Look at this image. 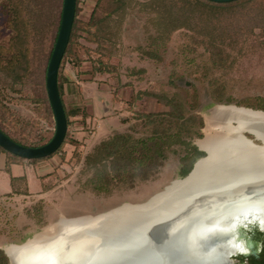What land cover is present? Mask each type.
Segmentation results:
<instances>
[{
    "label": "rangeland",
    "instance_id": "obj_1",
    "mask_svg": "<svg viewBox=\"0 0 264 264\" xmlns=\"http://www.w3.org/2000/svg\"><path fill=\"white\" fill-rule=\"evenodd\" d=\"M9 1L0 0L2 44L14 35L6 14ZM15 1L24 6L21 15L28 21V51L16 76L0 70V128L15 140L37 147L46 144L55 130L46 90V72L59 32L64 0ZM140 1L127 0L126 15L120 26V44L113 49L112 57L105 60L113 72L93 71L92 74L91 60L96 61L99 56L86 52L85 48L95 49L96 44L82 29L86 27L97 0H79L76 13L78 43L74 49L85 60L75 66L72 58H66L61 74L66 88V107L71 111L80 109L89 116L82 119L80 114L70 118L69 141L62 154L52 157L48 168L56 172L48 177H41L38 167L39 162L47 159H13L19 163V168H14L16 172L11 167L8 169L10 175L5 174L2 178L4 186L11 188L12 192L23 190L29 194L40 190L43 193L30 197H0V248L4 251L7 246L21 245L61 221L97 217L125 205L144 204L184 178L179 172L180 157L172 154L156 178L140 182L133 189L98 193L87 186L89 174L84 170L85 158L95 147L117 133L130 132L135 137H146L151 129L135 115L169 111L168 107L145 93H178L180 98L187 100L198 97L199 105L192 113L204 121L203 137L194 140L201 151L198 143L205 139L207 119L217 106L264 112L258 109L264 103V31L260 27L254 28L257 15L264 13V0H248L244 8L231 16L229 26L233 40L227 48L228 61L225 68L213 74L206 72L202 63L207 59L202 48L195 47L194 51L184 32H175L167 43L155 42L153 14L142 8ZM117 5L114 0H103L97 17H103ZM185 50L192 52L186 53ZM147 51H156L161 58L155 60ZM216 78L220 87L227 86L232 101L225 98L219 102L213 98L210 85ZM138 93L141 96L132 100ZM246 135L254 139L253 135ZM71 140L78 141L79 145H72ZM255 142L262 144L259 140ZM33 177L39 181H33Z\"/></svg>",
    "mask_w": 264,
    "mask_h": 264
},
{
    "label": "water",
    "instance_id": "obj_2",
    "mask_svg": "<svg viewBox=\"0 0 264 264\" xmlns=\"http://www.w3.org/2000/svg\"><path fill=\"white\" fill-rule=\"evenodd\" d=\"M76 5L77 0L63 1L58 37L46 72L55 121L52 138L44 145L30 147L0 129V147L25 160L53 155L67 136L58 74L70 42ZM221 107L236 110L219 116L216 126L223 133L210 143L215 152L210 155L202 149L206 156L186 177L174 182L162 199L125 205L97 217L67 220L77 223L74 227L61 221L59 225L67 228V233L54 237L51 245L56 242V250L48 251L51 245H43L35 255L23 250L21 264H237L238 255H250L254 244L246 232L253 226L264 231V112ZM201 160H206V166L196 174ZM41 242L33 247L39 248Z\"/></svg>",
    "mask_w": 264,
    "mask_h": 264
},
{
    "label": "trees",
    "instance_id": "obj_3",
    "mask_svg": "<svg viewBox=\"0 0 264 264\" xmlns=\"http://www.w3.org/2000/svg\"><path fill=\"white\" fill-rule=\"evenodd\" d=\"M141 1L139 4L142 8L149 9L151 14H153L152 25L155 30L153 40L155 42L167 43L175 32H184L186 37H188L189 43L193 45L194 51L196 50L195 47L202 48L204 57L207 58L202 61L206 67V72L213 74L214 71L226 67L229 57L228 44L233 40L230 31L231 27L229 26L231 16L241 8H244L248 0H237L230 3H215L208 0ZM102 2L103 0H97L96 7L85 24L86 27L82 29L83 32H87L89 35V40L96 44L95 49L85 48L86 52L98 54L99 56L97 60L94 59L96 61L89 59L93 65L92 74L93 71L98 73L113 72L108 61L105 60H109L112 57L113 49L120 44L122 32L120 26L126 15V6L128 4L127 0H114V3H118V5L107 11L103 17H97V13L102 7ZM78 3L79 0H77L76 13ZM8 4L6 14L10 22L8 19L7 21L11 27L12 35L13 33L14 35L6 44L0 42V70L15 75L23 66V56L28 51L26 40L29 35V26L28 21L21 15V9H24V6L18 5L15 0H10ZM256 20L254 28L260 27L259 29L264 31V13L258 14ZM20 24L21 26H19ZM76 24L75 17L70 42L58 74V86L66 112L68 128L72 116L75 117L81 114L82 119H86L89 116V114L83 113L80 109L68 110L64 101L66 88L62 79L61 67L65 59L72 58L71 61L75 66H80L85 60L74 49V46L78 43L76 40ZM57 37L58 34L55 36V41ZM53 49L54 47L50 52V58ZM185 52L191 53L192 51L185 50ZM147 54L155 60L161 58V54L159 55L156 51H147ZM217 79H212L210 85L213 98L219 102H223L222 100L225 98L228 101H232L233 98L226 91L227 86L222 85L220 87ZM145 94L156 98L158 102L168 107L169 111L135 115L139 121H145L147 128L151 129V133L148 136L135 137L130 132L117 133L104 140L86 156L84 170L89 174L87 186L93 192L112 193L122 189H133L140 182L153 180L159 175L165 162L172 154H178L180 157L179 172L182 177H186L192 171L196 161L206 155L204 151H201L194 144L195 139L203 137L201 129L204 126L203 118L192 113L199 105L198 97L193 96L191 100H187L180 98L178 93L173 95L168 93ZM138 96H141V93L133 96L132 100ZM258 107L257 105L256 108ZM258 109L264 110V103H261ZM1 130L6 133L3 129ZM7 135L9 136V134ZM9 137L17 143L25 145L11 136ZM67 141L69 140L66 136L64 143L57 151L58 153L56 152L43 159H49L55 154H62L61 152ZM70 143L76 146L79 145L76 140H71ZM0 151L8 155V166L11 165L14 158H20L1 147ZM39 160L42 159L32 161ZM262 263L264 264V261ZM0 264H9V257L1 248Z\"/></svg>",
    "mask_w": 264,
    "mask_h": 264
},
{
    "label": "bare ground",
    "instance_id": "obj_4",
    "mask_svg": "<svg viewBox=\"0 0 264 264\" xmlns=\"http://www.w3.org/2000/svg\"><path fill=\"white\" fill-rule=\"evenodd\" d=\"M236 109L233 108H223L221 106L216 107L213 110L212 116H210L207 119V127L205 130L206 133V137L204 140L200 141L198 143V145L200 146L201 149L206 150L209 152V154L211 155L213 152H215V150L211 149V141L212 138L215 137L217 134H220L219 131H222L220 129V127H217L216 122L219 120V116H221L222 113H233V111ZM217 132V133H216ZM213 151V152H212ZM206 166V160H201L197 163L196 166V170L195 173L197 174L200 170L202 171L203 168ZM176 185V184H175ZM174 185V187H175ZM171 187H173V184L168 187L166 190L167 192H165L166 194L168 193V191H170ZM165 193H161L159 195H156L152 201L154 200H159L162 199V197L165 195ZM65 224L67 225L66 227H74L75 222L72 221H67L65 222ZM67 228H61V225H51L49 227H47L43 232L36 234L32 239L28 240L26 244L21 245V246H17V245H9L5 248L7 254L10 256L11 260H12V264H21L22 260L20 258V253L23 250H27L26 254H37L38 250L43 247V245H51L53 244V240L56 239L57 237H60L61 234H63V232L66 234L67 232ZM53 236V237H52ZM56 237V238H54ZM45 240V241H44ZM39 241L41 242V246L38 248H34L33 245H36V243H39ZM55 241V240H54ZM52 247H47L48 251L52 250L55 251L56 250V242L55 245H51ZM54 248V249H53ZM47 253V252H46ZM67 256H65L66 258ZM66 261V259H64ZM72 262V261H69Z\"/></svg>",
    "mask_w": 264,
    "mask_h": 264
},
{
    "label": "crops",
    "instance_id": "obj_5",
    "mask_svg": "<svg viewBox=\"0 0 264 264\" xmlns=\"http://www.w3.org/2000/svg\"><path fill=\"white\" fill-rule=\"evenodd\" d=\"M105 111H108L107 108L104 109ZM8 160H9V157L6 153L0 151V197H6V196H21V197H30V196H39V194L43 193L41 192L40 190H36L35 192L34 191H31L32 193L29 192L28 193H25L23 190H19V191H15V192H12L11 188L9 187H5L4 184H3V175H10L8 172L9 168L11 167V169L14 171L15 169H18L19 168V163H16L14 160H12L11 162V166H8ZM53 158H49L47 160H43L41 162L38 163V167L40 168V172H39V175L41 177H48L50 175V173H54L55 169H52V170H49V166L51 165L50 162H52ZM15 168V169H14ZM6 172V173H5ZM8 172V173H7ZM16 172V170H15ZM56 172V171H55ZM12 175V174H11ZM13 176V175H12ZM20 177V176H18ZM17 177V178H18ZM33 181H36L38 182L39 180L36 179V177H33L31 178ZM29 183H31L29 181ZM32 188V187H31ZM41 188V187H39Z\"/></svg>",
    "mask_w": 264,
    "mask_h": 264
},
{
    "label": "flooded vegetation",
    "instance_id": "obj_6",
    "mask_svg": "<svg viewBox=\"0 0 264 264\" xmlns=\"http://www.w3.org/2000/svg\"><path fill=\"white\" fill-rule=\"evenodd\" d=\"M247 238L254 244L252 253L248 256L238 255L237 264H263L264 261V231L258 226L251 227L246 232Z\"/></svg>",
    "mask_w": 264,
    "mask_h": 264
}]
</instances>
